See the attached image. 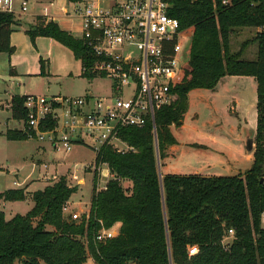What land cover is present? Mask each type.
Wrapping results in <instances>:
<instances>
[{"label": "trees", "instance_id": "16d2710c", "mask_svg": "<svg viewBox=\"0 0 264 264\" xmlns=\"http://www.w3.org/2000/svg\"><path fill=\"white\" fill-rule=\"evenodd\" d=\"M222 1L169 0V14L190 38L188 59L172 88L177 97L156 111L155 127L149 120L142 127L122 128L119 136L130 150L119 152L105 144L96 152L94 162L107 164L111 178L106 189L98 190L95 171L90 209L79 221L64 210L79 190L65 177L33 193L27 186L0 191V201L30 196L34 202L26 214L11 219L0 209V264H85L88 259L96 264H264V30L257 35L256 59H243L230 42L238 27H264V0ZM18 25L14 14L0 12V52H15L11 34ZM25 32L34 46L44 36L78 59L86 55L83 41L52 19L37 16ZM40 63L44 74L46 62L41 58ZM227 75L253 76L257 82L253 166L235 176L164 173L167 150L177 142L171 126L184 118L189 92L214 88ZM27 97H12L14 119L25 122ZM24 126L5 136L36 138ZM55 126L49 118L40 128ZM103 226L116 234L97 241ZM194 247L197 252L191 254Z\"/></svg>", "mask_w": 264, "mask_h": 264}, {"label": "rangeland", "instance_id": "374dc122", "mask_svg": "<svg viewBox=\"0 0 264 264\" xmlns=\"http://www.w3.org/2000/svg\"><path fill=\"white\" fill-rule=\"evenodd\" d=\"M20 1L15 0L17 8ZM29 2V11L20 18L24 26L31 27L34 24L33 14H42L43 8L47 6L51 15H56V22L62 28L78 34L76 29L80 25L79 19L71 20L61 10L66 8L72 13L74 4L71 0ZM258 30L256 27L236 28L231 34L232 51H240L245 60L256 59ZM187 38L185 45L190 43V38ZM35 46L28 49L22 47L16 52V60H20L18 74L13 72L14 65L9 55L6 52L0 53V135L11 129L24 128V122L14 119L8 107L14 94H112V80L105 76L89 78L83 75L81 61L67 47L49 37L40 38ZM41 56L46 60L44 74H41L40 69ZM256 96L257 82L253 76H228L219 80L214 88H193L189 92L188 109L182 122L171 126L177 142L167 150L163 172L203 176L244 174L254 164ZM7 139L6 136H0V191L12 185L15 175H18L19 180L30 174H33L32 178L38 179L28 188L30 191L44 188L49 183L46 176H52L50 182L53 183L65 177L70 184L79 186V191L73 198L77 202L70 200L65 212H80L83 216L90 209L87 203L91 202L94 174L86 165L94 161V147L73 144L70 151L62 147L57 149L49 134L43 139L32 138L28 142L12 145L6 144ZM250 139L253 143L252 149H248ZM89 142L93 143L91 139ZM117 143L123 150H129L127 143ZM39 159L43 164L35 169L34 163ZM105 168L108 167L104 166V171ZM73 174L77 175V180L72 178ZM98 187H101L100 183ZM33 204L30 196L22 201L2 200L0 209L11 219L16 214H26ZM262 226L264 227V214ZM231 240L232 237H229L226 242ZM87 264L96 263L89 259Z\"/></svg>", "mask_w": 264, "mask_h": 264}, {"label": "built area", "instance_id": "2783aa9c", "mask_svg": "<svg viewBox=\"0 0 264 264\" xmlns=\"http://www.w3.org/2000/svg\"><path fill=\"white\" fill-rule=\"evenodd\" d=\"M72 3V13L66 8L61 10L65 17L80 21L78 34H72L86 48V55L79 59L82 73L87 77L110 78L112 94H30L24 102L27 117L23 122L38 139L49 134L57 149L70 151L76 142L91 139L96 152L105 144L126 152L117 143H125L119 136L122 128L142 127L149 120L155 127L156 111L175 101L177 94L172 88L188 59L190 43L185 45L188 38L180 32L179 20L169 14V0H73ZM222 3L227 5L230 1ZM29 7V0H21L18 8L15 0H0V12L12 13L18 19ZM43 10L41 16L55 20L56 15H51L47 6ZM263 30L261 27L258 32ZM49 118L56 121L55 128L41 130V123ZM103 164L93 161L86 165L93 174L99 173L98 190L106 189L109 181ZM73 178L77 179V175ZM81 216L80 212L72 213L74 220ZM115 234L116 229L103 226L95 238L105 241ZM196 252V247L190 249L191 254Z\"/></svg>", "mask_w": 264, "mask_h": 264}, {"label": "crops", "instance_id": "0c3cea01", "mask_svg": "<svg viewBox=\"0 0 264 264\" xmlns=\"http://www.w3.org/2000/svg\"><path fill=\"white\" fill-rule=\"evenodd\" d=\"M33 10L35 11V8H33ZM35 17H34V24L36 23V19H37V16H40L41 14H38V13H34L33 14ZM44 17V16H43ZM20 18H22V16L20 17ZM18 19V23H19V25L17 26V28H16V30L11 34V43H12V45L15 47V52L13 53V54H8V53H6L7 55H9V57H10V61H11V63L14 65V66H12L13 67V71L16 73V74H18V67H19V62H20V60H16V58H17V54H16V52L18 51V50H21L22 49V47H25L26 49H28V48H31L32 46H33V43H32V41H31V39H30V37H29V35H27L26 34V29H28V28H30V27H28V26H24V24L22 23V20L21 19ZM47 18V17H46ZM48 19V18H47ZM54 21H56V19L54 20ZM33 24V25H34ZM33 25H31V26H33ZM60 25V24H59ZM42 37H44V36H39V37H37L36 38V43L38 44V41L40 40V38H42ZM59 43V42H58ZM36 47V46H35ZM70 50V49H69ZM1 53V52H0ZM2 53H4V52H2ZM44 59L42 56L40 57V59ZM40 59H39V62H40ZM45 60V59H44ZM45 62H46V60H45ZM40 69H41V63H40ZM228 76H231V75H227V76H224L223 78H225V77H228ZM232 76H236V75H232ZM223 78H221V79H223ZM14 95H30V94H14ZM14 95H12V97L14 96ZM54 95V94H53ZM12 97H11V99H12ZM10 103H11V100H10ZM10 103H9V105H8V107L10 108ZM256 106H257V96H256ZM12 114V113H11ZM256 126H257V124H256ZM21 129H23V127L21 128ZM6 133V132H5ZM5 133H2L0 136H4L5 137ZM32 138H29V139H26V140H9V139H7V143L6 144H9V145H12V144H17V143H23V142H28L29 140H31ZM34 139H36V138H34ZM76 144H84V145H88V146H90V147H93V145H94V143H92V142H89V141H86V142H79V143H76ZM23 147H24V145H23ZM41 164H43V161L42 160H37V162L36 163H34V168L35 169H37V168H39L40 167V165ZM47 168H48V166L47 165H45ZM104 166H107V164H103V169H104ZM108 167V166H107ZM105 174L107 175V179H110L111 178V174H110V170H109V168H105ZM166 173H171V172H166ZM33 174H30V175H27L25 178H23L22 180H19L18 179V175H15L16 177L13 179V182H12V185L11 186H9L8 188H21V187H25V186H27V191H29L30 193H33L34 191H30V190H28V188H30V186L34 183V182H37L38 181V179H36V178H32L33 176H32ZM62 175H64V174H62ZM74 175V174H73ZM73 175H71L72 176V178H73ZM94 176V175H93ZM52 177V176H51ZM51 177H48V176H46V180H48V184H46V186L47 185H50V184H53V182H50V178ZM74 179V178H73ZM77 179H78V177H77ZM77 179H74V180H77ZM45 186V187H46ZM93 186V185H92ZM44 187V188H45ZM7 188V189H8ZM44 188H42V189H44ZM42 189H39V190H42ZM35 191H37V190H35ZM79 191V190H78ZM76 194V193H75ZM75 194H73L72 196H71V198H70V200L71 201H75V202H77L76 200H74L73 198H74V195ZM88 205H89V207H88V209L90 208V202L89 203H87ZM33 206H34V204H33ZM89 211V210H88ZM87 211V212H88ZM5 212V211H4ZM75 212V211H74ZM6 214V213H5ZM6 218H7V216H6ZM8 219V218H7ZM89 260V259H88ZM88 262V261H87ZM87 262L85 263V264H87Z\"/></svg>", "mask_w": 264, "mask_h": 264}, {"label": "water", "instance_id": "95a60500", "mask_svg": "<svg viewBox=\"0 0 264 264\" xmlns=\"http://www.w3.org/2000/svg\"><path fill=\"white\" fill-rule=\"evenodd\" d=\"M179 122H182L181 120ZM253 148V143L251 141V139L248 141V149H252ZM264 180V178H262V181Z\"/></svg>", "mask_w": 264, "mask_h": 264}]
</instances>
